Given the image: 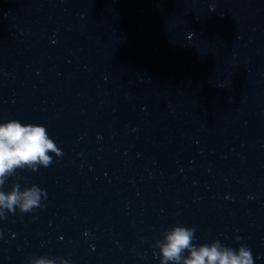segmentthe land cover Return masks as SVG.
Returning a JSON list of instances; mask_svg holds the SVG:
<instances>
[{"label":"water","instance_id":"95a60500","mask_svg":"<svg viewBox=\"0 0 264 264\" xmlns=\"http://www.w3.org/2000/svg\"><path fill=\"white\" fill-rule=\"evenodd\" d=\"M10 119L63 155L6 181L47 199L0 220V264H159L177 224L264 264V0H0Z\"/></svg>","mask_w":264,"mask_h":264},{"label":"clouds","instance_id":"9594fccd","mask_svg":"<svg viewBox=\"0 0 264 264\" xmlns=\"http://www.w3.org/2000/svg\"><path fill=\"white\" fill-rule=\"evenodd\" d=\"M49 153L55 157L63 155L44 126L16 119L0 122V220L17 211L23 215L44 207L47 192L38 185L22 189L14 182L9 191H5L4 186L17 170L35 172L41 167L48 168L53 163V155ZM195 232L194 226L180 224L166 229L163 238L153 245L158 249L159 264H254L251 249L246 244L236 249L222 245L219 240L197 245ZM27 259L30 264H69L60 257L29 256Z\"/></svg>","mask_w":264,"mask_h":264}]
</instances>
